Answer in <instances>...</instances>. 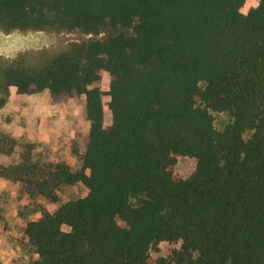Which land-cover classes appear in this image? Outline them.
I'll return each mask as SVG.
<instances>
[{"label":"trees","instance_id":"16d2710c","mask_svg":"<svg viewBox=\"0 0 264 264\" xmlns=\"http://www.w3.org/2000/svg\"><path fill=\"white\" fill-rule=\"evenodd\" d=\"M0 28L107 34L1 75L0 109L11 87L85 96L91 123L78 167L30 146L0 165L31 200L89 191L27 224L32 264H264V0H0ZM213 112L233 119L219 130ZM16 145L0 131L1 154ZM164 241L181 246L153 260Z\"/></svg>","mask_w":264,"mask_h":264},{"label":"rangeland","instance_id":"374dc122","mask_svg":"<svg viewBox=\"0 0 264 264\" xmlns=\"http://www.w3.org/2000/svg\"><path fill=\"white\" fill-rule=\"evenodd\" d=\"M106 37V33L87 34L80 30L6 31L0 28V80L2 72L14 62L41 68L58 55L70 51L74 44ZM109 82L110 78L106 76L97 85L105 86ZM109 102L110 97H104L106 126L113 122ZM213 115L219 130L233 119L228 112H213ZM90 129L85 96L66 97L55 102L49 91L26 95L11 87L8 102L0 109V131L13 137L17 145L11 156L0 153V165L17 161L30 146L37 162L67 161L78 167L80 161L73 152L82 145ZM196 167L195 158L179 157L175 172L188 178ZM88 192L82 183H78L62 186L52 198L31 200L17 185L0 177V264H32L38 256L25 233L27 224L39 218L41 209L55 212L66 202L87 196ZM64 229L69 228L65 226ZM180 246L161 242L152 251V259L169 257Z\"/></svg>","mask_w":264,"mask_h":264}]
</instances>
